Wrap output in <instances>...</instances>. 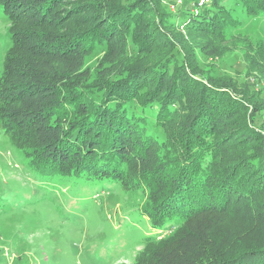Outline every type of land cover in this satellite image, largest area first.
I'll use <instances>...</instances> for the list:
<instances>
[{
    "label": "trees",
    "instance_id": "obj_1",
    "mask_svg": "<svg viewBox=\"0 0 264 264\" xmlns=\"http://www.w3.org/2000/svg\"><path fill=\"white\" fill-rule=\"evenodd\" d=\"M200 1L0 0V133L42 176L144 194L133 264H264V88L198 63L234 24ZM239 1L264 19V0ZM96 51L115 69L88 84ZM245 54L264 71L262 43Z\"/></svg>",
    "mask_w": 264,
    "mask_h": 264
},
{
    "label": "rangeland",
    "instance_id": "obj_2",
    "mask_svg": "<svg viewBox=\"0 0 264 264\" xmlns=\"http://www.w3.org/2000/svg\"><path fill=\"white\" fill-rule=\"evenodd\" d=\"M226 1L234 24L223 40L210 42V54L196 50L198 63L211 76L242 79L235 86L239 90L247 79L259 91L264 71L250 76L245 53L247 45H264V19L239 0ZM9 28L0 4V74L11 46ZM103 56L96 51L85 57L88 84L115 69ZM145 203L144 194L125 192L118 184L42 176L0 133V264H133L151 229L141 214Z\"/></svg>",
    "mask_w": 264,
    "mask_h": 264
},
{
    "label": "built area",
    "instance_id": "obj_3",
    "mask_svg": "<svg viewBox=\"0 0 264 264\" xmlns=\"http://www.w3.org/2000/svg\"><path fill=\"white\" fill-rule=\"evenodd\" d=\"M209 1H210V0H201V1H200V4H202V3H204V2H209ZM171 8H172V9H175V6L172 5ZM196 11H197V9H196Z\"/></svg>",
    "mask_w": 264,
    "mask_h": 264
}]
</instances>
